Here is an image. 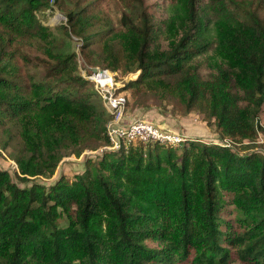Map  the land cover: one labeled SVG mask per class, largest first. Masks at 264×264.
I'll list each match as a JSON object with an SVG mask.
<instances>
[{
	"label": "trees",
	"instance_id": "1",
	"mask_svg": "<svg viewBox=\"0 0 264 264\" xmlns=\"http://www.w3.org/2000/svg\"><path fill=\"white\" fill-rule=\"evenodd\" d=\"M53 5L65 19L49 26ZM73 37L115 80L137 71L127 104L173 101L229 142H137L34 180L108 141ZM263 103L264 0H0V148L16 164L0 167V264H264V149H234L264 133Z\"/></svg>",
	"mask_w": 264,
	"mask_h": 264
},
{
	"label": "rangeland",
	"instance_id": "2",
	"mask_svg": "<svg viewBox=\"0 0 264 264\" xmlns=\"http://www.w3.org/2000/svg\"><path fill=\"white\" fill-rule=\"evenodd\" d=\"M155 0H149V2H154ZM107 11L114 17L118 15V11L116 10V6H113L112 3L107 7ZM159 11L156 10V13ZM39 18L44 24L49 26L56 25L60 22V20H64L63 13L56 6L53 5L52 9H47L45 12L39 15ZM59 36V35H58ZM60 37V36H59ZM61 38V37H60ZM62 39V38H61ZM153 42L155 44H159L161 47L166 45V41L164 39L163 34H158L154 37ZM67 47L66 41L63 42V48ZM81 41L73 37V41L71 44V49L76 53L77 56V64L79 71L88 70L90 67L100 66L104 67L101 64H90L89 61L85 58L83 53H81ZM135 72V71H133ZM135 74V73H134ZM131 75V72L126 76L122 77L121 80H124L127 76ZM146 100L143 103V106L137 107L135 105V101L131 99L124 113V118L126 121H130L134 118H142L147 121H150L164 129H169L172 131H176L178 133L184 134L190 140L196 141L195 143H199L201 141L207 142H221L227 144L229 142L228 138L220 139L216 135L215 126L212 123L208 125L206 121L203 119L202 114H198V112H189L182 114L178 111V107L173 105L172 102H159L153 98L143 99ZM258 125H260L264 129V103L262 104L258 116H257ZM260 129V128H259ZM263 134V135H262ZM260 135V136H259ZM264 133L259 131L258 137L255 138L251 143L252 147H245V144L234 143V149L239 153H243L246 151L253 150L255 148L264 149ZM103 142L96 144L95 146H86L78 155L72 152H65L61 159L59 160L54 174L50 177H37L34 180L38 182H43L45 184L52 182L59 174H64L68 179H72L74 175L78 172H81L84 168L83 162L86 158H94L100 153H104L103 151L97 150V148L102 145ZM135 143L127 144L124 147V150ZM87 150H93L92 153H85ZM16 164L14 160L6 156L5 152L0 148V167L6 170L12 171L15 168ZM11 176L18 184L23 185L11 172ZM231 208L229 207V197H227V202L224 208V212L229 214L231 213ZM227 218H230L229 216ZM64 223V221L62 222ZM232 257L235 258L234 255ZM178 264H189V261L180 262ZM230 264H241L238 259L231 260Z\"/></svg>",
	"mask_w": 264,
	"mask_h": 264
},
{
	"label": "built area",
	"instance_id": "3",
	"mask_svg": "<svg viewBox=\"0 0 264 264\" xmlns=\"http://www.w3.org/2000/svg\"><path fill=\"white\" fill-rule=\"evenodd\" d=\"M100 67V66H95ZM101 71L82 70L81 75L92 81L97 93L100 95L103 106L111 115L106 125L108 141L100 145L97 150H114L124 148L127 144L140 142L142 145L154 143L175 146L186 139V135L164 129L150 121L142 118H134L126 121L124 113L127 106L126 91L120 88L124 86L122 80H115V73L107 67H100ZM135 73V74H134ZM137 71L131 73L128 78H135ZM87 150L85 153H92Z\"/></svg>",
	"mask_w": 264,
	"mask_h": 264
},
{
	"label": "water",
	"instance_id": "4",
	"mask_svg": "<svg viewBox=\"0 0 264 264\" xmlns=\"http://www.w3.org/2000/svg\"><path fill=\"white\" fill-rule=\"evenodd\" d=\"M93 70H95V71H101L102 68H100V67H93Z\"/></svg>",
	"mask_w": 264,
	"mask_h": 264
}]
</instances>
